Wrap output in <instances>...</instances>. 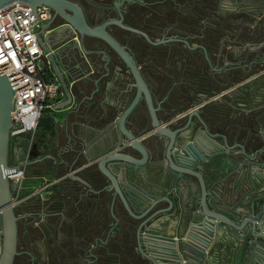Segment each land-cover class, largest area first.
Instances as JSON below:
<instances>
[{
    "label": "flooded vegetation",
    "instance_id": "obj_1",
    "mask_svg": "<svg viewBox=\"0 0 264 264\" xmlns=\"http://www.w3.org/2000/svg\"><path fill=\"white\" fill-rule=\"evenodd\" d=\"M64 1L73 3L89 26L111 18L121 21V24L108 23L105 29L125 46L139 67L159 121L177 129L186 123L191 111L197 110L199 117L192 115L190 124L182 131L188 138L208 140L203 124L212 132H221L218 127L227 119L224 112L227 89L233 87L239 93L238 86L250 85L252 75L264 70V43L259 41V34H253L264 24V0H231V5L226 4L227 0ZM35 5L46 11L39 37L63 67L74 73H97L101 62L99 51H104L109 56L110 75L116 54L104 39L72 30L71 24L51 4L36 2ZM58 7L67 14L73 13L68 5ZM243 29L252 37L240 39ZM161 39L164 41L158 43ZM82 44L88 51L86 55L75 48ZM50 51L46 52L54 71ZM94 93L104 100L100 116L103 122L113 121L114 110L123 104L122 95L128 96L129 101L133 96L128 91L111 101L112 94L101 92L100 86ZM239 95V100L245 102L254 99L249 88ZM129 121L144 135L151 131V118L143 100ZM152 138L144 140L146 145L153 144ZM162 151L160 144L159 152ZM151 157L152 162L156 160L153 153ZM81 160L79 155L74 163ZM63 167L64 162L56 163L57 170ZM98 177L107 183L99 172ZM17 212L26 215L18 220L21 252L14 264L19 258L22 264H143L145 261L125 227L116 230L111 228L112 223L107 229L98 230L92 227L97 226L99 219L87 223L78 220L74 222L78 228L66 234L65 221L58 212L40 217V210L28 202H22ZM21 230L28 239L20 245Z\"/></svg>",
    "mask_w": 264,
    "mask_h": 264
},
{
    "label": "water",
    "instance_id": "obj_2",
    "mask_svg": "<svg viewBox=\"0 0 264 264\" xmlns=\"http://www.w3.org/2000/svg\"><path fill=\"white\" fill-rule=\"evenodd\" d=\"M15 0H0V7ZM31 6L34 16L36 13V2H45L56 7L59 14L70 24L72 30L79 33L96 35L104 39L123 63L124 68L130 75V80L125 83L121 94L128 91L133 92L131 100L125 106H118L114 110L113 123L117 126L124 141H118L112 148L100 153L97 157L88 158L95 164L98 171L105 177L107 183L103 190L112 193L110 213L115 223L111 228L117 226L119 217L114 211V204L120 201L127 213L126 226L134 231L135 246L138 253L146 264H196L188 259L196 254H205L212 246L220 244L224 237L229 236L242 245V249L251 262L248 264H264V202L246 208V212L239 211L235 215L213 208L209 204L210 191L207 187L202 162L211 152L218 149L228 151L240 149L239 153L252 159L253 156L247 151L244 144L236 142L229 144L227 135L223 132H212L205 124L208 140L200 138H188L182 131L191 122L192 115L199 117L197 110L191 111L186 123L177 129H171L162 124L153 104L151 92L143 78L139 67L125 46L118 42L105 29L108 23L121 24L120 20L108 19L100 24L89 26L85 23L82 12L71 2L64 0H17ZM65 4L73 9L72 14L63 12L58 6ZM45 51H50L47 43L39 37ZM158 40L157 42H163ZM154 42V43H157ZM75 48L83 54H87L84 44L76 45ZM100 60L103 62L105 72L101 77L108 75L109 56L104 51ZM52 59L53 69L60 81L64 91L65 99L54 105V108H65L72 104L80 94H85L94 85L93 91L98 88L99 78H91L86 73L75 76L74 72L63 67L56 60L54 52H49ZM79 77V78H78ZM15 88L6 74L0 72V264H14L18 250V220L26 214H20L16 210L13 200V191L17 185L11 182L9 174L18 171L31 161L28 155L33 154L30 146L32 136L21 133L11 136L13 126V94ZM143 100L147 106L151 121V131L139 138L129 126V118ZM79 103V100L76 104ZM79 105V104H78ZM77 105V106H78ZM74 109H67L66 117ZM201 120V119H200ZM202 121V120H201ZM203 122V121H202ZM130 127V128H129ZM152 138L154 153L159 151L160 144L163 147L162 159L164 162L166 176L164 183L167 184L161 192L143 190L135 185L134 177L141 176L145 167L152 159L150 147L145 139ZM221 138L222 143L214 140ZM10 142L13 143V156L10 161ZM258 151L255 152L257 154ZM196 184L197 192L193 195L188 192L191 183ZM162 187V186H161ZM161 203H166L159 206ZM194 210V211H193ZM178 215L176 223L171 218ZM161 217V218H160ZM162 225H168V230H162ZM176 237H183L175 240ZM178 250L181 253H178ZM185 259V261H182Z\"/></svg>",
    "mask_w": 264,
    "mask_h": 264
},
{
    "label": "crops",
    "instance_id": "obj_3",
    "mask_svg": "<svg viewBox=\"0 0 264 264\" xmlns=\"http://www.w3.org/2000/svg\"><path fill=\"white\" fill-rule=\"evenodd\" d=\"M260 29L264 31V24ZM259 39L264 43V37ZM114 61L110 75L101 77L105 72L102 61L97 73L86 72L91 78L101 77L98 87L100 86L101 92L109 91L112 94L111 101L119 99L121 89L131 79L117 56ZM74 74L81 77L80 73ZM251 82L246 86L252 91L253 101L239 100L238 96L245 90L244 87L238 86L241 88L239 93H235L236 89L233 87L227 89L229 98L224 107L227 119L220 123L218 129L227 135L229 144H244L253 158L242 155L236 147L230 151L224 148L211 152L202 162L210 191L209 204L229 215H235L239 211L246 212V208L258 205L260 201L264 202V70L253 74ZM93 88L94 85L90 83L85 98L84 93L80 94L68 107L56 109L54 105L65 99L62 90L56 103L43 111L31 135L33 154L27 158L31 162L22 168L23 174L25 170L27 172V183L18 185L13 191L14 202L31 203L40 210V217L58 212L65 221L63 230L66 234L78 228L74 223L78 220L87 223L89 220L99 219L97 226L92 227L98 230H105L115 223L110 213L112 193L102 189L106 183L100 180L98 169L95 164H90L93 162L88 158L97 157L124 139L113 121H101L104 100L95 95L96 90L93 91ZM122 98L123 107L129 102V98L125 94ZM78 100L79 105L76 104ZM67 109H74L68 117L65 114ZM129 126L139 138L143 137L144 134L132 122ZM214 141L222 143L221 138ZM147 145L152 146L151 143ZM151 152L156 160L145 167L141 176L136 175L134 181L143 190L161 192L167 185L164 183L166 170L162 152L154 154L153 148ZM79 155L82 160L75 164L74 159ZM46 161L50 163L49 166H41ZM60 161L64 162V167L57 170L56 163ZM188 192L193 195L197 192L195 183L190 184ZM165 204L161 203L159 206ZM114 211L121 222L114 226L115 229L125 227L134 237V231L125 224L128 216L120 201L115 202ZM177 216L171 218L172 223H176L173 219ZM83 228L85 227H79ZM168 228V225H162V230ZM20 232V242H24L28 235H24V230ZM181 238L183 237L175 235L174 239ZM132 243L135 246V238ZM178 253L181 256L179 250ZM251 257V254L249 257L245 254L239 242L227 236L219 245L209 247L204 255L198 253L188 259L196 264H248ZM182 261H185L183 257ZM146 263L145 260L143 264Z\"/></svg>",
    "mask_w": 264,
    "mask_h": 264
},
{
    "label": "built area",
    "instance_id": "obj_4",
    "mask_svg": "<svg viewBox=\"0 0 264 264\" xmlns=\"http://www.w3.org/2000/svg\"><path fill=\"white\" fill-rule=\"evenodd\" d=\"M36 10L34 16L30 5L17 0L0 7V72L7 75L15 88L11 136L32 135L43 111L52 107L62 93L48 53L38 40L46 11L43 7ZM8 176L18 187L23 169Z\"/></svg>",
    "mask_w": 264,
    "mask_h": 264
},
{
    "label": "rangeland",
    "instance_id": "obj_5",
    "mask_svg": "<svg viewBox=\"0 0 264 264\" xmlns=\"http://www.w3.org/2000/svg\"><path fill=\"white\" fill-rule=\"evenodd\" d=\"M226 4H228V5H231V0H227V2H226ZM244 31L242 32L244 35H242V37H239L240 39H244V40H246V39H248V38H251L252 37V35H249V34H247L246 33V29H243ZM256 33V34H255ZM253 34H255L254 36H257L258 34V36L261 38V37H264V31H262V29H260V30H257V31H255L254 30V33ZM244 89L245 90H247L248 89V87L247 86H245L244 85ZM225 97H227V98H225L226 99V101L228 100V95L226 96L225 95ZM220 99H221V97H220ZM251 101V100H250ZM10 161L12 160L11 158H12V156L14 155L13 154V150H12V143L10 142ZM49 164L50 163H48V161H46V162H44V163H42L41 164V166H49ZM26 174H27V172H26V170H25V173L23 174V176H22V178H21V180H20V184H26L27 183V180H26ZM19 184V185H20ZM15 206H16V210H19L20 208H21V203H15ZM33 236H31V238H32ZM22 243L20 242V245H21ZM23 263V261H22V258H19L17 261H16V264H22ZM35 264H44V263H42V262H38V263H35Z\"/></svg>",
    "mask_w": 264,
    "mask_h": 264
},
{
    "label": "bare ground",
    "instance_id": "obj_6",
    "mask_svg": "<svg viewBox=\"0 0 264 264\" xmlns=\"http://www.w3.org/2000/svg\"><path fill=\"white\" fill-rule=\"evenodd\" d=\"M0 228H1V224H0Z\"/></svg>",
    "mask_w": 264,
    "mask_h": 264
}]
</instances>
